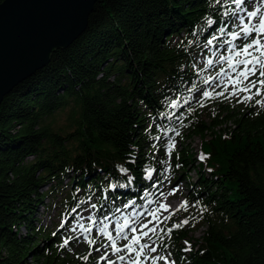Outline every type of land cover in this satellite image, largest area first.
<instances>
[{
    "label": "trees",
    "instance_id": "obj_1",
    "mask_svg": "<svg viewBox=\"0 0 264 264\" xmlns=\"http://www.w3.org/2000/svg\"><path fill=\"white\" fill-rule=\"evenodd\" d=\"M228 8L236 10L231 0H97L85 31L3 99L0 264H92L91 249L70 258L64 229L40 225L44 199L62 196V219L76 221L88 206L121 221L117 209L149 205L166 170L185 176V200L196 206L179 212L189 225L154 237L161 254L174 264H264V108L197 103L211 74L195 59L222 55ZM193 137L205 157L197 164L185 144Z\"/></svg>",
    "mask_w": 264,
    "mask_h": 264
},
{
    "label": "snow or ice",
    "instance_id": "obj_2",
    "mask_svg": "<svg viewBox=\"0 0 264 264\" xmlns=\"http://www.w3.org/2000/svg\"><path fill=\"white\" fill-rule=\"evenodd\" d=\"M219 2V0H217ZM227 3V0H225ZM236 6V10L231 8L226 9L222 15H231L234 24L233 30L227 31V36L230 37L228 40H224L221 43V47L225 44L230 45L227 52L228 55H221L216 63L220 64L224 62L227 64V68L221 67L217 72L216 77H208L204 79L203 83L205 85H214L212 91H203L201 93V99L197 101L201 107H204L205 100L213 98H236L237 103H249L253 101L254 97L264 96V14H261L260 9L257 8L254 11H248L246 13V18L238 14L242 10V6L245 0H231ZM256 21L253 23V21ZM211 25L213 22L208 21ZM228 24L225 23L223 27L219 29L221 35H224ZM217 37L214 35L211 39L207 41L208 45L213 43ZM239 41L240 43H235ZM213 60L208 59L207 65L211 66ZM223 76L226 82L221 81L218 77ZM252 77H255L252 79ZM216 87H221L222 91H215ZM255 89V92H253ZM243 94V95H241ZM172 108L177 107V103L174 100L169 101ZM185 103H189L185 100ZM255 105H259L264 108V100L256 99ZM195 109H189V111H194ZM179 135V133H177ZM175 148V142L172 141L167 145V151L171 154L172 150ZM201 159L205 157L201 156ZM121 171H127V169H121ZM147 178L151 179L152 170H146ZM155 187V185H153ZM178 189H173L170 194L174 195ZM163 195V194H161ZM152 201H148V204H152ZM196 205H189L187 200L181 202L180 206L174 211H170V206L166 203H159L158 206L154 208L146 207L143 212L137 214L135 219L125 218L123 223L116 226V237L108 231L107 226L100 229L107 240L110 242V247L114 254H117V259L119 261H125L126 256L120 255L122 252L127 253V259L131 261V264H145L146 261H165L166 264H174V262L167 261L164 256H150V253H156L157 247L154 246L152 237L155 236L157 239L162 240L161 233L164 235H170L173 229L181 228L185 225H189L190 220L188 218L183 219L178 223L172 224L167 229L161 227V225L168 220H171L176 213L183 211H188L189 207H195ZM95 208V205H92ZM128 207V205H125ZM75 211V209H73ZM119 211V209H117ZM168 213V215H164ZM143 217V221L139 222V218ZM107 219V217H105ZM138 225V226H137ZM83 227V225H81ZM128 230L131 235L126 233ZM85 231H91V229H85ZM117 238L126 241L123 247L118 246ZM144 241V242H142ZM68 240L63 241V245L68 244ZM90 243L95 244V240L90 241ZM190 250V249H186ZM97 252L100 251L99 248L96 249ZM87 259V257H84ZM102 260L107 259L108 264H116L108 258L107 254L101 256Z\"/></svg>",
    "mask_w": 264,
    "mask_h": 264
},
{
    "label": "water",
    "instance_id": "obj_3",
    "mask_svg": "<svg viewBox=\"0 0 264 264\" xmlns=\"http://www.w3.org/2000/svg\"><path fill=\"white\" fill-rule=\"evenodd\" d=\"M97 0H4L0 3V104L41 70L53 50L86 29Z\"/></svg>",
    "mask_w": 264,
    "mask_h": 264
},
{
    "label": "rangeland",
    "instance_id": "obj_4",
    "mask_svg": "<svg viewBox=\"0 0 264 264\" xmlns=\"http://www.w3.org/2000/svg\"><path fill=\"white\" fill-rule=\"evenodd\" d=\"M248 11H254L257 8L260 9L261 14H264V0H248ZM242 12V14H240V16L245 17L246 18V13L248 12ZM256 21L254 20L253 23H255ZM238 41H236L235 43H237ZM228 47H230V45L225 44V49L222 50V55H228L227 49ZM219 57H209L203 53H200L198 56H196L195 59V67L198 68L199 72L202 73V71H205V73L211 74L210 77H216L217 76V72L219 71V69L221 67L227 68V64L224 62H221L220 64H217L216 61ZM211 59L213 60V64L211 66L207 65V60ZM255 77H252V79H254ZM219 80L226 82V79L221 76L218 77ZM214 85H205L203 83V89L207 90V91H212L213 90ZM215 91L219 92L222 91L221 87H216ZM253 92H255V89H253ZM243 95V94H241ZM219 99V103H224L227 106H233V109L235 110H239L242 107H244L247 103H237L236 102V98H229V99H224V98H218ZM256 99H260V100H264V96H260V97H254L253 100ZM65 117L66 114L65 113H58L55 116V122L56 124L62 125L65 122ZM228 126V125H227ZM209 136L207 135L206 138H208ZM200 141L201 138L199 137H193L190 140L186 139V143L188 144L189 148L192 150L193 154H194V158H195V162L196 164L199 163L202 159L200 158L201 156H203L200 152ZM184 144V145H185ZM167 145L168 143H166V159L167 161L171 160V156L167 151ZM178 150H181L183 148L181 143L177 144ZM186 173H189V177H191L192 179L195 178L194 172L190 170L187 171ZM163 178L159 181V184L155 187V191L154 194L152 196V198L150 199V201H152V204H149L147 206H145L143 209L141 210H135V209H131V207H121L120 206V210H119V214L121 215V222L112 219V218H100L96 215V213L87 206V208H84L77 216L76 221H72V219H62L61 217H59V214L62 211V207L60 206V201L62 199V196L57 197L55 199V201L53 202V200H51V202L53 203H49V198H45L44 199V204L48 205L49 203V207L47 210V213L44 215V208L43 206H41L38 210H37V214L35 215L38 222L40 223L41 226H43L44 228H48V230H54V229H64V237L65 239H67L69 242H71L69 244V250H70V258H72L73 255L75 256H80L81 254L87 252L88 249H91V253H89L88 255V259L92 262V264H108V260H102L101 256L105 255V253L107 254L108 258L112 261H115L116 264H131V261L129 259H127V253L126 252H122L120 253V255H125L126 259L125 261H119L117 259V254H114L112 252V249L110 247V242L107 240L106 236L100 232V229L107 226V229L109 232L112 233L111 228L115 229L116 225L123 223L125 218H130V219H135L137 214L140 212H143L145 210L146 207L149 208H154L156 206H158L159 203H156V196H158L161 188H166V189H170L171 191L175 188L178 189V191H176V193L174 195L169 194L167 198H164V200L162 201V203H166L167 205L170 206V211H174L175 209H177L181 202L185 200V195H186V187L184 182L185 176H180V175H171L169 173V171H164L163 172ZM46 187L43 188L44 192L46 191ZM119 207V205H118ZM46 209V207H45ZM119 209V208H118ZM164 215H168V213H164ZM143 217L139 218V222L143 221ZM180 219H182L181 216H179V212L176 213V215H174L172 217V220L179 222ZM166 222H170V220L165 221L161 227L166 223ZM81 225H83V227H81ZM138 226V225H137ZM85 229H91V231H86V233H83V230ZM126 233H128L129 235H131V233L128 230H125ZM201 231L202 228H199L194 234H193V238L194 240H198L200 235H201ZM21 233H24V230H21ZM113 234V233H112ZM113 237H116V231L113 234ZM155 236L152 237V241H149L150 243L154 242V246L157 247L156 245V239H154ZM95 240V244L90 243V241ZM144 242V241H142ZM126 243V241H123L122 239L117 238V244L120 247H123V244ZM185 246H187V244H184ZM99 248L100 251L97 252L96 249ZM150 256H164L167 258V261H170V258L167 257V254H160L159 249L157 247V252L156 253H150ZM145 264H166L165 261H146Z\"/></svg>",
    "mask_w": 264,
    "mask_h": 264
},
{
    "label": "bare ground",
    "instance_id": "obj_5",
    "mask_svg": "<svg viewBox=\"0 0 264 264\" xmlns=\"http://www.w3.org/2000/svg\"><path fill=\"white\" fill-rule=\"evenodd\" d=\"M241 14V13H240ZM239 14V15H240ZM240 42L238 41L237 42V44H239ZM175 189V188H174ZM172 191L170 190V189H166V188H161V190H160V192H159V194H158V196H156V203H162V201L164 200V198H167L168 197V195L171 193ZM161 194H163V195H161ZM111 231L112 232H115L116 231V227H115V229H113V228H111ZM160 254H161V252H160ZM167 257H168V255H167Z\"/></svg>",
    "mask_w": 264,
    "mask_h": 264
}]
</instances>
